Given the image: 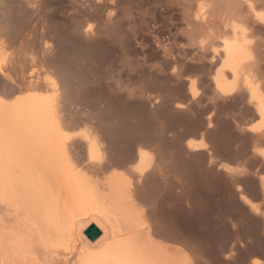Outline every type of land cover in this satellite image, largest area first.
<instances>
[{
    "label": "bare ground",
    "instance_id": "bare-ground-1",
    "mask_svg": "<svg viewBox=\"0 0 264 264\" xmlns=\"http://www.w3.org/2000/svg\"><path fill=\"white\" fill-rule=\"evenodd\" d=\"M118 56L187 104L198 85L247 102L264 139V0H0V264H195L145 206L157 161L134 139L158 111L89 85ZM73 103L92 109L80 131ZM207 122L186 133L190 153L208 148Z\"/></svg>",
    "mask_w": 264,
    "mask_h": 264
},
{
    "label": "rangeland",
    "instance_id": "rangeland-1",
    "mask_svg": "<svg viewBox=\"0 0 264 264\" xmlns=\"http://www.w3.org/2000/svg\"><path fill=\"white\" fill-rule=\"evenodd\" d=\"M120 58L99 65L89 85L139 111L145 104L159 113L141 124L145 133L133 143L135 152L144 145L156 156L154 176L140 182L151 196L145 206L156 231L186 247L195 264H264V161L255 152L264 149V139L260 143L251 131L259 118L247 102L215 100L199 85L200 99L187 104L181 88L151 80L138 68L130 72ZM182 101L186 108L173 116L174 105ZM82 109L73 103L70 122L80 123L75 131L87 125L82 118L92 110ZM160 110L164 115L170 110L172 117ZM212 113V125L200 131L208 148L190 153L185 144L199 137L187 132L207 124ZM119 159L116 167H124ZM242 196L262 212L253 213Z\"/></svg>",
    "mask_w": 264,
    "mask_h": 264
}]
</instances>
